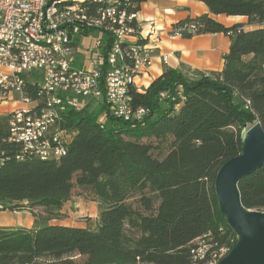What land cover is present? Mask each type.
<instances>
[{
  "label": "trees",
  "instance_id": "1",
  "mask_svg": "<svg viewBox=\"0 0 264 264\" xmlns=\"http://www.w3.org/2000/svg\"><path fill=\"white\" fill-rule=\"evenodd\" d=\"M108 1L97 0L92 9ZM118 1L138 12L148 0ZM193 1L210 15L247 20L225 27L204 14L172 26L227 36L221 71L189 78L167 67L146 89L131 88L132 107L147 110L136 124L109 116L102 126L88 107L66 109L59 128L71 140L58 159L17 161V148L2 147L1 212L48 221L80 190L97 201L99 214L93 229L0 227V264H209L220 249L225 257L236 245L213 181L241 153L242 122H258L264 132V0ZM28 94L37 99L34 90ZM238 191L245 209L264 212V165L239 180ZM202 245L205 259L194 261L191 252Z\"/></svg>",
  "mask_w": 264,
  "mask_h": 264
},
{
  "label": "built area",
  "instance_id": "2",
  "mask_svg": "<svg viewBox=\"0 0 264 264\" xmlns=\"http://www.w3.org/2000/svg\"><path fill=\"white\" fill-rule=\"evenodd\" d=\"M83 2L0 0V114H5L0 123V163L4 145L17 148V161L65 152L71 135L59 128V122L66 109L100 106L102 119L97 121L103 126L109 116L136 124L147 114L132 107L129 90L142 91L137 81L153 64L161 30L150 24L140 31L138 12L126 1H118L119 10L81 11ZM28 15H35V22H28ZM18 27L46 38L49 47H32L17 35ZM194 29L182 26L169 36L195 35ZM139 36H147V43L131 47V40ZM65 39H72V46H65ZM119 40H126L124 49H117ZM166 58L162 57L164 64ZM32 90L36 100L29 97ZM35 103H42V112H28L27 105ZM45 106L58 110V119H50ZM212 264H217L214 257Z\"/></svg>",
  "mask_w": 264,
  "mask_h": 264
},
{
  "label": "crops",
  "instance_id": "3",
  "mask_svg": "<svg viewBox=\"0 0 264 264\" xmlns=\"http://www.w3.org/2000/svg\"><path fill=\"white\" fill-rule=\"evenodd\" d=\"M208 14L216 22L224 25L225 27L232 26L233 24L242 23L246 24V18L244 17H226L224 15H210L205 5L193 0H148L140 5L138 11V28L140 31H145L150 24H153L161 30V43L158 50L155 51L152 66L148 71L141 76L137 81V86H143V90L157 77H159L165 68H172L179 70L183 75L193 78L197 72H218L223 67V56L228 52L229 38L224 34H205L194 35L191 38H180L169 36L172 26L176 23L189 18H196L201 15ZM253 27L244 26L243 30H251ZM166 56L167 60L164 64L162 57ZM139 87V86H138ZM71 201H67L63 204L61 214H67L70 217L71 214L66 212L65 207ZM41 215H43L40 212ZM80 211L77 214L78 218L81 216ZM99 208L97 214L94 216V227L96 226V220L98 218ZM4 215L8 218V222H0V227L15 228L24 227L27 229H36L42 224L47 225H61L66 227H76L84 229H93L87 226V224L81 222H75L77 218H74L71 222L68 220L51 219L48 221H41L29 212L22 211H9L4 210L0 216ZM72 219V218H70Z\"/></svg>",
  "mask_w": 264,
  "mask_h": 264
},
{
  "label": "water",
  "instance_id": "4",
  "mask_svg": "<svg viewBox=\"0 0 264 264\" xmlns=\"http://www.w3.org/2000/svg\"><path fill=\"white\" fill-rule=\"evenodd\" d=\"M241 153L218 170L214 190L220 214L238 236L236 245L217 264H264V212L245 209L240 202L239 180L264 165V132L261 124L242 122Z\"/></svg>",
  "mask_w": 264,
  "mask_h": 264
},
{
  "label": "bare ground",
  "instance_id": "5",
  "mask_svg": "<svg viewBox=\"0 0 264 264\" xmlns=\"http://www.w3.org/2000/svg\"><path fill=\"white\" fill-rule=\"evenodd\" d=\"M97 0H86L81 4V11H89V10H98V9H108V10H119V2L117 1H108L105 4H97L95 5L96 8L92 9V5L95 4ZM28 22H35V15H28ZM17 35L24 36L25 42L30 44L32 47L37 48H47L49 47V40L43 38L41 36H36L32 34V32H27L25 27H18L17 28ZM144 43H147V36H139V39H132L131 40V47H144ZM65 46H72V39H65ZM126 47V40H119L117 41V49H124ZM28 112H42V103H35V104H28ZM45 114H50V119H58V110H52V106H45ZM0 118L5 120V114H0ZM3 120V121H4ZM100 125L103 126V123L97 121ZM65 152H60L57 155H47V156H36V158L41 160L47 159H58ZM207 246L202 245L197 250L194 251V256H192L194 261H202L205 259V251H207ZM192 254V252H191ZM224 249L220 251V255H213L211 257V262L218 263L221 259H223Z\"/></svg>",
  "mask_w": 264,
  "mask_h": 264
},
{
  "label": "rangeland",
  "instance_id": "6",
  "mask_svg": "<svg viewBox=\"0 0 264 264\" xmlns=\"http://www.w3.org/2000/svg\"><path fill=\"white\" fill-rule=\"evenodd\" d=\"M139 88L141 90H143V86L138 85ZM88 110L89 112H94L95 115H97V120L102 119L100 117V109L97 107V105H93V104H89ZM249 127L251 125H248ZM70 203L68 204V207L64 210H66V212L68 214H71L72 216L70 217V215L68 216L66 213L65 214H61L59 212V215H57V217H55L54 219L58 220H62V221H66L67 222H71L72 220H74V218H77L76 220H74L75 222H81L84 224H87L88 228L89 227H94V216L97 214V209L99 208V204L97 203V201H94V199H92L89 195L86 194H82V192L80 190H74L73 192V196L70 198ZM61 210V209H60ZM82 212L81 216L86 215L85 217L82 218H78L77 214H79V212ZM37 215H41L40 212L43 214L41 215L42 217H45L44 211H42V209H37L35 211ZM72 218V219H70ZM8 218H6L4 215L0 216V222H8Z\"/></svg>",
  "mask_w": 264,
  "mask_h": 264
}]
</instances>
